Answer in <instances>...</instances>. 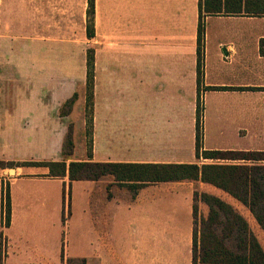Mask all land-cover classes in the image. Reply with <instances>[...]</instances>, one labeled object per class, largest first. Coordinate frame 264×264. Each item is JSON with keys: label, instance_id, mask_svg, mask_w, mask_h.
Instances as JSON below:
<instances>
[{"label": "crops", "instance_id": "0c3cea01", "mask_svg": "<svg viewBox=\"0 0 264 264\" xmlns=\"http://www.w3.org/2000/svg\"><path fill=\"white\" fill-rule=\"evenodd\" d=\"M81 5L86 26L95 27L88 39L94 51L89 134L86 96L61 114L86 86L87 59L85 77L58 66L51 71L47 36L4 29L48 26V11L78 13ZM200 22L206 32L199 88ZM262 40L264 0H95L94 8L90 0H0V161L62 162L73 126L68 166L213 163L196 153L200 96L204 150L254 151L230 149L227 140L264 129ZM75 113L83 120L77 131L88 139L85 158L77 157ZM210 138L220 145H208ZM9 169L0 167V264H193L195 193L226 196L201 181H183L150 184L133 197L107 177L101 214L94 198L105 179L71 182L43 166L14 167V175ZM198 203L199 218L207 217L208 207ZM76 206L81 214H73Z\"/></svg>", "mask_w": 264, "mask_h": 264}, {"label": "trees", "instance_id": "16d2710c", "mask_svg": "<svg viewBox=\"0 0 264 264\" xmlns=\"http://www.w3.org/2000/svg\"><path fill=\"white\" fill-rule=\"evenodd\" d=\"M95 0H90L94 8ZM205 25L200 22L198 30V83L203 78ZM87 38L95 36L94 24L86 26ZM264 56V40L261 41ZM86 119L93 127L94 108V51H87ZM201 93V89L199 90ZM78 99V93L68 100L62 116L71 113ZM91 109V112L89 111ZM203 106L201 96L197 109L196 153L198 158L214 161L199 164H131L95 163L90 161L67 162L75 150L73 126L70 127L64 143L62 162H10L0 161L2 169L26 166H43L50 170V176L69 177L73 181H100L113 177L116 184L126 187L133 197L150 184L165 182L201 181L222 191L239 203L249 214L238 211L226 199L209 193H195L193 264H264V247L257 231L264 235V151L204 150ZM110 184L109 188H111ZM109 198H112L111 192ZM198 201L208 207V216L198 222ZM10 199L7 200L8 219ZM256 229H258L256 231Z\"/></svg>", "mask_w": 264, "mask_h": 264}, {"label": "rangeland", "instance_id": "374dc122", "mask_svg": "<svg viewBox=\"0 0 264 264\" xmlns=\"http://www.w3.org/2000/svg\"><path fill=\"white\" fill-rule=\"evenodd\" d=\"M82 10L80 12H61L59 10H53L48 11L45 14H48L49 19V25L46 26H33L32 28L26 27V26H10L4 28L5 31L11 32L13 34H28L33 31V33H37L42 36H47L49 38V66L52 71V68L59 67L60 69L64 68L67 71H72L71 73L75 74L77 76V73H80L81 77L86 72V59H87V51L89 48L88 38L86 36V23L87 18L83 17V13L85 10H83V5L80 6ZM12 12V11H11ZM9 12V13H11ZM18 11H15V14H17ZM44 14V13H43ZM79 75V76H80ZM59 80H62L64 75L62 72L59 73ZM78 99L77 102L84 101L86 96V86L85 84L78 87ZM82 114L75 113L72 116V119L75 123V141L78 143V149H77V157L78 158H85L87 157V148H88V139L85 137L84 133H79L77 130L79 127L82 128ZM83 130V129H82ZM79 134V136H78ZM216 139L210 138L208 140V145H217ZM232 144V148L230 149H238L241 150L242 147H250L252 150L257 151H264V129L253 134V136L249 139H229L227 140ZM108 179H105L100 187V192H97L96 198L94 200L97 204H101L100 213L103 214L104 212V203H105V189L107 184L105 181ZM68 195L70 196L69 199V211H68V200L66 201V213H71V193L68 192ZM224 198L231 203L238 211L242 212L243 214H249L247 211L235 200L229 198L227 195L224 196ZM200 204L198 203V214L201 213L200 210ZM204 210V209H203ZM207 210V209H205ZM202 211L203 213L207 211ZM73 214H81L79 206L74 207L72 210ZM99 213V211H98ZM200 218L198 215V222ZM74 229V221L72 220L70 223V231L72 233ZM258 229H256L257 231ZM258 235L260 236L262 245L264 247V235L261 231H257ZM68 264H81L80 262L73 263L72 261H69Z\"/></svg>", "mask_w": 264, "mask_h": 264}, {"label": "water", "instance_id": "95a60500", "mask_svg": "<svg viewBox=\"0 0 264 264\" xmlns=\"http://www.w3.org/2000/svg\"><path fill=\"white\" fill-rule=\"evenodd\" d=\"M9 173L14 175L15 174V170L13 168L9 169Z\"/></svg>", "mask_w": 264, "mask_h": 264}]
</instances>
